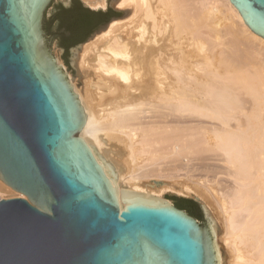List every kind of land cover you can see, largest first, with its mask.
Instances as JSON below:
<instances>
[{"label": "bare ground", "instance_id": "bare-ground-1", "mask_svg": "<svg viewBox=\"0 0 264 264\" xmlns=\"http://www.w3.org/2000/svg\"><path fill=\"white\" fill-rule=\"evenodd\" d=\"M80 1L130 11L74 49L80 87L68 76L85 114L78 137L120 210L127 190L169 205L167 192L195 197L208 211L172 181L200 169L193 183L221 217L220 264H264V39L229 0ZM0 195L25 199L1 180Z\"/></svg>", "mask_w": 264, "mask_h": 264}, {"label": "water", "instance_id": "water-1", "mask_svg": "<svg viewBox=\"0 0 264 264\" xmlns=\"http://www.w3.org/2000/svg\"><path fill=\"white\" fill-rule=\"evenodd\" d=\"M52 1L0 0V180L25 197L0 201V264H220L184 210L127 190L120 210L44 34ZM229 2L264 39V0Z\"/></svg>", "mask_w": 264, "mask_h": 264}, {"label": "flooded vegetation", "instance_id": "flooded-vegetation-1", "mask_svg": "<svg viewBox=\"0 0 264 264\" xmlns=\"http://www.w3.org/2000/svg\"><path fill=\"white\" fill-rule=\"evenodd\" d=\"M55 1H59V4L54 6L52 14H47V18H45L47 11L45 12L43 30L45 37L49 39V44L53 40L58 41V46L63 53L75 47L77 43H84L95 30L102 26L105 28L108 23L114 20L113 18H116L110 8L107 12L105 10L95 11L84 7L80 0H69L67 4L60 0ZM52 5L53 3L47 10L52 9ZM99 16H103L104 21L97 22ZM184 211L194 217L186 210Z\"/></svg>", "mask_w": 264, "mask_h": 264}, {"label": "rangeland", "instance_id": "rangeland-1", "mask_svg": "<svg viewBox=\"0 0 264 264\" xmlns=\"http://www.w3.org/2000/svg\"><path fill=\"white\" fill-rule=\"evenodd\" d=\"M63 2V0H60ZM59 1H55L53 0L51 3H53L52 5V8L54 6H57L56 4H59L58 3ZM64 3V2H63ZM109 3H110V0H109ZM51 5V4H50ZM109 6V7H108ZM105 9V12H107V10H110L112 11L113 15L116 17V18H113L114 20H125L127 19L128 17H130V11L127 9H124V10H120V11H115L114 8L110 5H108ZM118 13H122V15L118 14ZM47 13L46 12V17L47 18ZM46 22H47V19H45ZM97 22H101V21H104V17L103 16H99L96 20ZM103 27V26H102ZM98 28L97 30H95L92 35L90 37L87 38V40L84 42H88L90 41L96 34L100 33L101 31H103L104 29L106 28ZM49 48L52 52V54L54 56H57L58 59L60 60L61 64L64 66V69L65 71L67 72V75L72 79V82L74 84H76L78 87H80V79H79V76H78V72L76 70V68L74 67V64H73V59H74V56H75V52L74 50H69L67 52H64L62 50H60L59 46H58V41H51V43L49 44ZM79 49L80 50V45L77 46L75 49ZM200 170V169H199ZM198 170V171H199ZM197 170L195 169L194 171H191L190 173H188L187 171H182V172H179L178 173V176L176 175V177L172 180V181H175L179 184H182L183 186L185 187H188L190 189H192L193 191L195 192H198L199 195H201V198L204 199V202H206L208 204V208L209 210L207 211L206 208H204L203 204H202V201L201 200H197L195 197H182V196H178V195H175V194H172V193H165L163 195L164 199L166 200H169L172 202V204L174 206H182L183 208L186 209V211L188 213H192V215L195 217V219L199 222H203L205 223L206 225H208L211 230L212 228L215 226L216 228V232L218 234V236H220V234L222 233V229H221V225H220V215L213 203V201L211 199H209L206 195L205 192L202 191V189H200V187L197 185H195V183L193 182H196L199 178L200 180H202L205 176V174L199 173L198 174V171L196 172ZM184 172H186L185 176L187 175V177L184 176ZM195 172V173H194ZM183 173V174H182ZM193 173H194V176H193ZM192 174V177L190 176ZM184 177H183V176ZM201 175V177H200ZM204 176V177H203ZM199 177V178H198ZM197 178V179H196ZM196 180V181H194ZM199 187V188H198ZM188 201H191V202H194L196 205H193L192 203H189ZM199 206H202L204 211H201ZM224 256L226 258H228L227 254L225 253Z\"/></svg>", "mask_w": 264, "mask_h": 264}, {"label": "crops", "instance_id": "crops-1", "mask_svg": "<svg viewBox=\"0 0 264 264\" xmlns=\"http://www.w3.org/2000/svg\"><path fill=\"white\" fill-rule=\"evenodd\" d=\"M84 5V4H83ZM85 6V5H84ZM86 7V6H85ZM88 8V7H87ZM54 11V7L52 8V9H48L47 10V13H49V15L50 14H52V12ZM95 11H97V10H95ZM79 44H81V43H77L76 45H79Z\"/></svg>", "mask_w": 264, "mask_h": 264}, {"label": "trees", "instance_id": "trees-1", "mask_svg": "<svg viewBox=\"0 0 264 264\" xmlns=\"http://www.w3.org/2000/svg\"><path fill=\"white\" fill-rule=\"evenodd\" d=\"M189 203H192L193 205H196L194 202L188 201ZM178 206V205H177ZM179 208H181L182 210H186L185 208H183L182 206H179ZM192 214V213H191Z\"/></svg>", "mask_w": 264, "mask_h": 264}, {"label": "built area", "instance_id": "built-area-1", "mask_svg": "<svg viewBox=\"0 0 264 264\" xmlns=\"http://www.w3.org/2000/svg\"><path fill=\"white\" fill-rule=\"evenodd\" d=\"M2 200H5V199H4V198H2V197H1V195H0V201H2Z\"/></svg>", "mask_w": 264, "mask_h": 264}]
</instances>
